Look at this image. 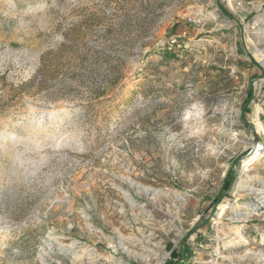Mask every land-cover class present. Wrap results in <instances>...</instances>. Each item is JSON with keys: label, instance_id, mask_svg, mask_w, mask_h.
<instances>
[{"label": "rangeland", "instance_id": "obj_1", "mask_svg": "<svg viewBox=\"0 0 264 264\" xmlns=\"http://www.w3.org/2000/svg\"><path fill=\"white\" fill-rule=\"evenodd\" d=\"M174 262L264 264V0H0V264Z\"/></svg>", "mask_w": 264, "mask_h": 264}, {"label": "trees", "instance_id": "obj_2", "mask_svg": "<svg viewBox=\"0 0 264 264\" xmlns=\"http://www.w3.org/2000/svg\"><path fill=\"white\" fill-rule=\"evenodd\" d=\"M233 182H234V172L230 171L229 174L227 175L226 179H225L224 186H223V192H222L221 196H219L216 199L215 203H218L220 201V199L227 194V192L230 189ZM180 254L181 253L174 251L172 253V259L176 260ZM174 264H180V263L174 262Z\"/></svg>", "mask_w": 264, "mask_h": 264}, {"label": "bare ground", "instance_id": "obj_3", "mask_svg": "<svg viewBox=\"0 0 264 264\" xmlns=\"http://www.w3.org/2000/svg\"><path fill=\"white\" fill-rule=\"evenodd\" d=\"M259 57L261 58V57H262V55H259ZM240 188H242V189H243V188H244V187H243V185H241V186H240ZM243 190H244V189H243Z\"/></svg>", "mask_w": 264, "mask_h": 264}]
</instances>
